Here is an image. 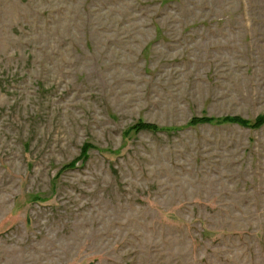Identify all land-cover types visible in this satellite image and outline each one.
<instances>
[{
    "label": "rangeland",
    "instance_id": "obj_1",
    "mask_svg": "<svg viewBox=\"0 0 264 264\" xmlns=\"http://www.w3.org/2000/svg\"><path fill=\"white\" fill-rule=\"evenodd\" d=\"M263 115L264 0H0V264H264Z\"/></svg>",
    "mask_w": 264,
    "mask_h": 264
},
{
    "label": "trees",
    "instance_id": "obj_2",
    "mask_svg": "<svg viewBox=\"0 0 264 264\" xmlns=\"http://www.w3.org/2000/svg\"><path fill=\"white\" fill-rule=\"evenodd\" d=\"M223 123L238 126L240 128H244V129L256 130V129H260L261 127L264 126V115L262 117H258L253 122L246 121V120H244L238 116L225 117V118L221 119V121H220V119H216V118H212V117H206V116L195 117L192 120L188 121L187 127L195 128V127H199V126H211L213 124L222 125ZM177 129H182V127H173L171 129L160 128L155 124L144 123V122H138L137 125L135 126L136 132L145 131V132L156 133V132H168L170 130L174 131ZM89 147H90L89 145H84L81 148L79 159H81L83 162H85L88 159ZM70 167H72V164L68 165L65 168V170H70L71 169Z\"/></svg>",
    "mask_w": 264,
    "mask_h": 264
}]
</instances>
